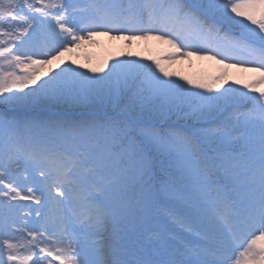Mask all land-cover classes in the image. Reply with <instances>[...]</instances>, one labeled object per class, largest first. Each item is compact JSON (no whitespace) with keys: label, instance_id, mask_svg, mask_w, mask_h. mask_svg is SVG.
Segmentation results:
<instances>
[{"label":"snow or ice","instance_id":"6c2138e0","mask_svg":"<svg viewBox=\"0 0 264 264\" xmlns=\"http://www.w3.org/2000/svg\"><path fill=\"white\" fill-rule=\"evenodd\" d=\"M0 264H264V0H0Z\"/></svg>","mask_w":264,"mask_h":264},{"label":"rangeland","instance_id":"374dc122","mask_svg":"<svg viewBox=\"0 0 264 264\" xmlns=\"http://www.w3.org/2000/svg\"><path fill=\"white\" fill-rule=\"evenodd\" d=\"M109 36H97L95 42L86 40L81 47L66 53L63 60L75 61L77 66H84L85 69L101 67L105 61L109 64L114 58L127 56L126 43L113 42ZM128 43V42H127ZM134 53L140 58L160 59L162 63L168 66V70L179 76H187L192 79L201 77L210 78L218 75L221 71L228 72L229 81L241 80L247 82L258 74L246 72L237 67L225 69L223 65L215 60L201 59L199 57L184 58L187 65L182 66L180 59L176 62H170L165 57L172 50L169 45L158 40H144L142 45L137 48L133 46ZM55 66V65H53Z\"/></svg>","mask_w":264,"mask_h":264},{"label":"bare ground","instance_id":"6f19581e","mask_svg":"<svg viewBox=\"0 0 264 264\" xmlns=\"http://www.w3.org/2000/svg\"><path fill=\"white\" fill-rule=\"evenodd\" d=\"M113 42H116V43H118V42H121V43H126V48H125V50H126V53H128V54H130V53H134V48H133V46H135V47H137V48H139L141 45H142V43H143V41L144 40H141V39H134L130 44L129 43H127L125 40H123V39H112V38H110ZM180 62H181V65L182 66H186L187 65V62H186V59H180Z\"/></svg>","mask_w":264,"mask_h":264}]
</instances>
